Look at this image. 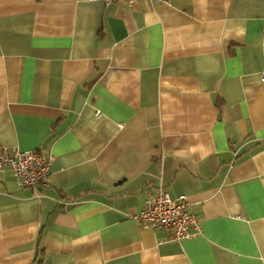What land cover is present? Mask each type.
I'll return each instance as SVG.
<instances>
[{"label":"crops","instance_id":"0c3cea01","mask_svg":"<svg viewBox=\"0 0 264 264\" xmlns=\"http://www.w3.org/2000/svg\"><path fill=\"white\" fill-rule=\"evenodd\" d=\"M0 264H264V0H0ZM163 190L199 232L129 217Z\"/></svg>","mask_w":264,"mask_h":264},{"label":"built area","instance_id":"2783aa9c","mask_svg":"<svg viewBox=\"0 0 264 264\" xmlns=\"http://www.w3.org/2000/svg\"><path fill=\"white\" fill-rule=\"evenodd\" d=\"M108 2L111 0H103ZM131 4L133 0H124ZM51 155H44L36 149L21 150L10 147L0 152V171L10 168L21 186L48 185ZM185 195L172 198L163 190L146 199L144 206L129 217L138 220L144 227L153 230H166L180 240L199 232L198 219L188 208Z\"/></svg>","mask_w":264,"mask_h":264}]
</instances>
